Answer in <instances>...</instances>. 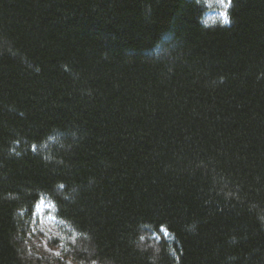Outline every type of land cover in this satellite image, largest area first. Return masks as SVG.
<instances>
[{"label": "trees", "instance_id": "obj_1", "mask_svg": "<svg viewBox=\"0 0 264 264\" xmlns=\"http://www.w3.org/2000/svg\"><path fill=\"white\" fill-rule=\"evenodd\" d=\"M211 9L0 0V264H264V0Z\"/></svg>", "mask_w": 264, "mask_h": 264}, {"label": "rangeland", "instance_id": "obj_2", "mask_svg": "<svg viewBox=\"0 0 264 264\" xmlns=\"http://www.w3.org/2000/svg\"><path fill=\"white\" fill-rule=\"evenodd\" d=\"M208 6L214 7L211 9L205 19L207 22H214L220 20L224 23L227 22V10L229 7V0H206ZM54 206L49 203L47 200H41L36 207L35 211V225L36 227L44 234L43 241L41 239L44 247L50 250L49 239H63V236L59 232V221L54 215ZM166 234V232H164ZM55 253L58 255L62 254V250H55Z\"/></svg>", "mask_w": 264, "mask_h": 264}, {"label": "clouds", "instance_id": "obj_3", "mask_svg": "<svg viewBox=\"0 0 264 264\" xmlns=\"http://www.w3.org/2000/svg\"><path fill=\"white\" fill-rule=\"evenodd\" d=\"M194 5L196 6H203L204 5V0H194ZM202 21H203V14H201V16L199 17V22L202 24ZM203 26V24H202ZM155 51V49H154Z\"/></svg>", "mask_w": 264, "mask_h": 264}]
</instances>
